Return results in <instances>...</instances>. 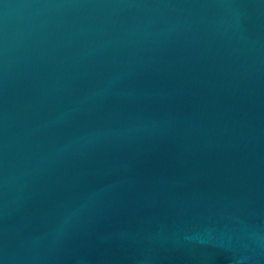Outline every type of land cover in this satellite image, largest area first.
<instances>
[{"label": "water", "instance_id": "water-1", "mask_svg": "<svg viewBox=\"0 0 264 264\" xmlns=\"http://www.w3.org/2000/svg\"><path fill=\"white\" fill-rule=\"evenodd\" d=\"M0 264H264V0H0Z\"/></svg>", "mask_w": 264, "mask_h": 264}]
</instances>
